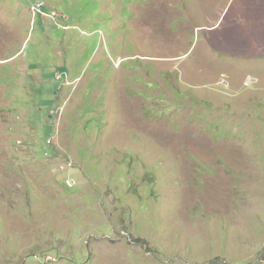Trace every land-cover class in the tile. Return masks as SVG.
Masks as SVG:
<instances>
[{
	"label": "rangeland",
	"instance_id": "rangeland-1",
	"mask_svg": "<svg viewBox=\"0 0 264 264\" xmlns=\"http://www.w3.org/2000/svg\"><path fill=\"white\" fill-rule=\"evenodd\" d=\"M0 264H264V0H0Z\"/></svg>",
	"mask_w": 264,
	"mask_h": 264
},
{
	"label": "built area",
	"instance_id": "built-area-1",
	"mask_svg": "<svg viewBox=\"0 0 264 264\" xmlns=\"http://www.w3.org/2000/svg\"><path fill=\"white\" fill-rule=\"evenodd\" d=\"M43 8H44V5L41 4V3L37 7H35L36 12H38V13L42 12ZM57 78L62 80V79L65 78V76L62 75V74L61 75L57 74ZM68 83H69V81H68ZM52 113H56V110H52ZM69 183H70L71 186H74L76 184V181L72 180V182H69Z\"/></svg>",
	"mask_w": 264,
	"mask_h": 264
},
{
	"label": "trees",
	"instance_id": "trees-1",
	"mask_svg": "<svg viewBox=\"0 0 264 264\" xmlns=\"http://www.w3.org/2000/svg\"><path fill=\"white\" fill-rule=\"evenodd\" d=\"M45 18H47V17H45ZM69 79H70V77H69Z\"/></svg>",
	"mask_w": 264,
	"mask_h": 264
}]
</instances>
